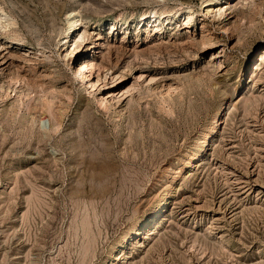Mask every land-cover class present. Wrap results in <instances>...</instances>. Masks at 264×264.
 I'll use <instances>...</instances> for the list:
<instances>
[{
    "label": "rangeland",
    "instance_id": "obj_1",
    "mask_svg": "<svg viewBox=\"0 0 264 264\" xmlns=\"http://www.w3.org/2000/svg\"><path fill=\"white\" fill-rule=\"evenodd\" d=\"M214 5L0 0V264H264V0Z\"/></svg>",
    "mask_w": 264,
    "mask_h": 264
},
{
    "label": "bare ground",
    "instance_id": "obj_2",
    "mask_svg": "<svg viewBox=\"0 0 264 264\" xmlns=\"http://www.w3.org/2000/svg\"><path fill=\"white\" fill-rule=\"evenodd\" d=\"M223 3V6L224 5H228V4H231V1L232 0H219V2ZM222 6V7H223ZM222 7H216V5L213 6V8H208L207 11H208V14H219L221 15L223 13V8ZM228 7V6H227ZM225 7V8H227ZM70 23H71V26H70V31L68 32L67 34V37L69 36V39L67 40V42H70V47H71V51H70V54L72 56H75V55H79L80 52H82V49H83V45L82 43H84L83 41L85 40V38L87 37V34L86 32H82L81 31V28H82V24H83V21L81 20L80 17H77L75 14H71V17H70ZM157 18L156 14H152L151 16L149 17H143L142 18V21H145L146 24H151L153 22V19ZM157 20V19H155ZM168 20V19H166ZM1 22V21H0ZM190 20L188 19H185L184 21V24L187 25L189 24ZM5 25V24H4ZM7 27V26H6ZM71 38V39H70ZM4 47H2V50ZM69 55V56H71ZM260 62L257 63V66H254L256 67V69H259V70H262L264 68V53L261 55L260 57ZM258 61V60H257ZM93 62H91L89 59L85 58L78 70H77V75H79V77L84 80L86 78L89 77V73L91 72L90 69L93 67ZM93 69V68H92ZM91 69V70H92ZM254 70V69H253ZM90 78V77H89ZM93 84V83H92ZM95 84H93L94 86ZM46 102V101H45ZM49 102V101H48ZM227 103V102H226ZM48 104V103H47ZM51 105V104H49ZM44 107V106H43ZM47 108V106H46ZM52 109V107L50 108ZM51 112V110H49ZM38 112V111H37ZM229 112V111H228ZM55 129V128H54ZM213 130V129H212ZM212 132V131H211ZM209 138V134H207V137H206V141L208 140ZM201 145V144H200ZM205 146V145H204ZM200 151V150H199ZM197 155V154H196ZM192 158V157H191ZM169 200V196H165L154 208H152L147 214H145L144 216L140 217L134 227L128 232L127 234V237H126V240L124 241L123 244H125L129 239L133 238L134 236L140 234L141 232H143L147 227H149L151 224H153L158 218L159 216H161V213L163 212L164 208L166 207L167 205V202ZM145 233V232H144ZM123 246V245H122Z\"/></svg>",
    "mask_w": 264,
    "mask_h": 264
}]
</instances>
